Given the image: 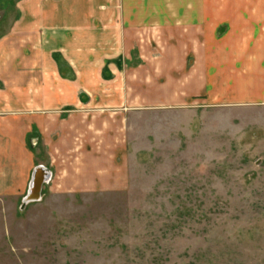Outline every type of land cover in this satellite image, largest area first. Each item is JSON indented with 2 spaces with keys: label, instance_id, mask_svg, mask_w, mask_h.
Returning <instances> with one entry per match:
<instances>
[{
  "label": "crops",
  "instance_id": "1",
  "mask_svg": "<svg viewBox=\"0 0 264 264\" xmlns=\"http://www.w3.org/2000/svg\"><path fill=\"white\" fill-rule=\"evenodd\" d=\"M187 101L264 107V0H13L0 8V201H22L40 165L52 185L106 187L125 151L118 114Z\"/></svg>",
  "mask_w": 264,
  "mask_h": 264
},
{
  "label": "rangeland",
  "instance_id": "2",
  "mask_svg": "<svg viewBox=\"0 0 264 264\" xmlns=\"http://www.w3.org/2000/svg\"><path fill=\"white\" fill-rule=\"evenodd\" d=\"M134 108L106 187L0 201V264H264V107Z\"/></svg>",
  "mask_w": 264,
  "mask_h": 264
},
{
  "label": "water",
  "instance_id": "3",
  "mask_svg": "<svg viewBox=\"0 0 264 264\" xmlns=\"http://www.w3.org/2000/svg\"><path fill=\"white\" fill-rule=\"evenodd\" d=\"M51 179V173L43 166H37L32 172L26 195L21 201V209L28 204L41 200L42 189Z\"/></svg>",
  "mask_w": 264,
  "mask_h": 264
},
{
  "label": "trees",
  "instance_id": "4",
  "mask_svg": "<svg viewBox=\"0 0 264 264\" xmlns=\"http://www.w3.org/2000/svg\"><path fill=\"white\" fill-rule=\"evenodd\" d=\"M6 6L12 7L13 6V0H0V8H2V7L5 8Z\"/></svg>",
  "mask_w": 264,
  "mask_h": 264
}]
</instances>
